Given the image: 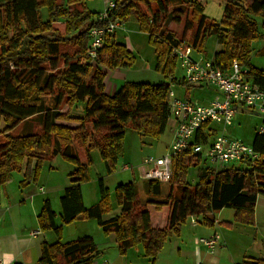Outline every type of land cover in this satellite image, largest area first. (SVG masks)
<instances>
[{
	"label": "trees",
	"instance_id": "1",
	"mask_svg": "<svg viewBox=\"0 0 264 264\" xmlns=\"http://www.w3.org/2000/svg\"><path fill=\"white\" fill-rule=\"evenodd\" d=\"M111 1V12L98 19L101 11H90L85 0H0V193L14 171H22L28 181L34 180L41 163L55 156L75 166L59 198L61 224L56 226V215L48 200L37 216L39 228L56 235L54 242L41 244L38 264H93L98 254L91 237L60 241L62 226L79 216L96 219L104 234L113 235L120 254L142 244L145 256L155 263L165 244L180 235L189 218L213 227L214 214L230 208L235 211L233 222L222 226H254L256 200L264 196V133L255 132L250 143L257 160L205 167L191 147L206 146L222 133L221 125L209 122L195 132L190 148L173 157L172 178L167 182L164 201L150 198L161 194L162 182L144 180L145 201L140 200L133 182L120 183L113 192L119 213L104 219L112 205L100 178L99 201L89 208L84 206L81 184L89 178L90 152L97 150L109 171L122 152L127 128L140 136L159 139L170 118V86L166 82H123L113 94L105 92L107 71L129 68L135 57L124 42L116 39L115 30L104 35L102 46L90 56L89 32L93 28H106L116 20L123 25L135 19L155 49V70L173 82L177 63L173 49L184 43L201 52L204 39L215 33L221 47L211 59L213 66L227 72L236 61L247 67L246 79L253 86L264 88V68L251 63L253 44L264 40V0H227L220 22L202 14L199 0H188L179 38L166 22L170 13H182L172 0ZM174 21L180 23V16H174ZM62 45L70 46L72 53H60ZM257 51L264 54V45ZM183 84L187 86V99L188 89L194 85ZM54 92L59 93L57 100L63 95L67 111H55L49 118L43 103L45 96L56 95ZM75 107L80 112L73 113ZM43 112L41 132L10 134L14 127ZM78 148L85 154L84 163L79 160ZM190 168L196 170L193 182L187 179ZM27 180L22 184L29 183ZM151 207L157 213L169 210L164 228L152 224ZM237 264H264V259L244 257Z\"/></svg>",
	"mask_w": 264,
	"mask_h": 264
},
{
	"label": "rangeland",
	"instance_id": "2",
	"mask_svg": "<svg viewBox=\"0 0 264 264\" xmlns=\"http://www.w3.org/2000/svg\"><path fill=\"white\" fill-rule=\"evenodd\" d=\"M187 1L188 0H178L177 4L178 6H180V9L178 10H181L182 13L176 14L172 12L169 14V18L166 21L168 23V28L173 31L176 34V37L178 38L181 37L183 31V19L187 11ZM199 1L203 5V15H205L210 21H221L227 0ZM85 2L90 11L97 13L98 11L100 12L104 9L106 1L85 0ZM176 15L180 16V23H176L174 21V16ZM115 34L116 39L121 42H124L126 46L129 44L128 47L131 50L133 56L135 57V62L129 68H120L121 73L119 77L115 79L110 78V74L111 72H113V70L107 71V76L105 79L106 91H108L109 87L113 88L114 85H122L123 82H148L152 84L166 82L170 86L169 89H171L175 93V96H178V93L180 92H182V95L184 96L185 94H187L186 85L173 82L172 80H170V77L164 78L162 74L155 70V49L152 44L149 43L148 35L142 33L138 29V25L135 19L130 18L126 22V24L117 27L115 29ZM262 45H264V40H260L259 42L253 44L254 52L251 55L252 65L259 68H264V54L257 53V50ZM220 47L221 46L217 41L216 34L213 33L204 39L203 49L201 50L199 55L201 57H205V60L212 59L214 53L218 51ZM59 50L60 53H72V49L70 46L62 45L60 46ZM245 68L247 67L245 66ZM182 74V70L177 62L174 71L176 79H180L182 77ZM188 90V93H190L192 99H197L198 103L203 104L207 101L208 97L206 94V90H209V88L190 87ZM54 94L56 95L45 96V101L43 103L44 111H49V118L52 117V114L55 111L59 112V114H63V112L67 111V106L63 104V95H61V97H59V99L57 100L56 97H58L57 95H59V93L54 92ZM73 110V113H78V111L80 112V108L75 107ZM44 116L45 113L43 112L40 115L23 121L22 123L14 127L10 131V134L13 136H19L41 132L44 129ZM257 131L259 133H264V125H262V114L259 113L257 110L246 109L242 105H238V112L234 116L233 123L227 128L229 136L234 139H238L245 144H250L255 132ZM210 139L211 138L208 137V141ZM170 140L171 134L169 133V129L165 130L164 134L159 139H153L149 137L140 136L137 132L131 130L130 128H127L122 143V152L117 155V163L111 169H109V171L106 168L105 164L102 162L97 150H92L90 152V164L88 167L89 178L86 182L81 184L86 208H89L90 206H93L95 204V198H93L92 195L96 191H98V197L100 198V178H102L103 180V187L109 191L110 201L112 205V209L108 211L107 214L103 215L105 219L107 217H113L116 213H119V208L114 203L113 192L115 187L120 183L133 182L138 190L140 200L145 201L147 197L146 191L143 186L146 182L143 180V172H141L140 170L142 161L146 157H159L165 155L169 151L168 145L170 143ZM78 156L79 160L84 163L85 154L82 149L78 148ZM123 164L133 166L134 170H122L121 166ZM74 169V165L64 161L60 156H55L52 159L45 160L41 163L38 169V174L34 180L31 178V180L29 179L30 181H28L27 177L22 171H14L11 175V179L9 182H18L19 178L17 174H20L21 180L20 182H18V184L21 189H23V192L27 190L28 187H30L35 191V194L44 195V193H48V195L52 199L53 209L55 211H58L57 208L60 203L58 197L59 192L57 190L63 188V183H65V180H68L69 173H71ZM195 177V168H190L188 171L187 179L190 182H193ZM25 179L29 183L23 185L22 181ZM168 183H160L161 194L155 198H150H152L154 201H164L168 193ZM258 198H261L260 205L264 206V196ZM150 210L151 221L154 226L159 227V224L156 223L160 222L162 223V226L167 225V220L170 213L169 210H166L161 213L154 212L152 207L150 208ZM231 210L232 209L227 208L224 209V212H222L223 215L221 217H226L228 212ZM158 216H160L159 218H162V220H160L159 218H154ZM199 225L200 224L196 223V221L192 222V220H187V222H185L184 225L181 227V230L189 226L195 227ZM201 227L207 229L211 228L205 226ZM199 228L200 227H197L194 234L192 229H185L186 231L183 232V238L187 246L191 247L192 239L193 243H195V240L199 238H210L207 232H203ZM53 234L55 235L54 232ZM214 235H217L219 237V243L220 241H223L225 239L228 242V245L225 247L221 256V264H228L227 257L228 251L230 249V240H233L234 243L237 242V245L234 246V248L230 251V254L234 257V263H238L237 261L240 262L244 257H260V259H264L262 258L264 257V250H258L259 248L264 247V224H259L256 226L236 224L233 228L223 226L219 227L217 233ZM83 236L91 237L94 241L96 249H98L99 253L101 254L99 258H97L96 260L94 259V264L102 263L105 260H107L108 264H194V261L192 259H186L180 254L175 253L172 255V253L169 251L170 242H167L165 244V247L158 254L155 263H153L151 259L145 256L142 244L132 246L127 249L126 252L120 254L118 252L116 242H114L113 238L111 239V237L113 236L110 235L111 237H109V235L104 234L102 230L98 227L96 219H79L73 225H64L60 234V241L64 243ZM253 236L256 238L254 239ZM257 239L261 241H258ZM246 244H248L249 246L253 245L258 248L255 249L258 254H253V249L248 250V245ZM197 245L203 247L200 244ZM184 247L185 246H183V248ZM214 256L217 258L219 257L218 248L216 249V253Z\"/></svg>",
	"mask_w": 264,
	"mask_h": 264
},
{
	"label": "built area",
	"instance_id": "3",
	"mask_svg": "<svg viewBox=\"0 0 264 264\" xmlns=\"http://www.w3.org/2000/svg\"><path fill=\"white\" fill-rule=\"evenodd\" d=\"M104 9L98 19H104L114 7L113 1L105 2ZM122 23L115 21L106 28H93L89 32L88 54L95 56L97 49L103 44L105 34H112ZM181 70L182 81L193 85L207 84L216 89V95L208 104H199L187 99L177 98L172 90L168 92L170 124L172 128L168 152L159 157L143 159L140 170L143 180H155L167 183L172 178V159L185 149L190 148V139L196 131L201 130L205 123H216L222 126V133L217 135L210 144H197L191 147L194 154H199L205 167H222L230 162L257 160L258 154L250 144L230 137L227 128L233 123L238 105L246 109L257 110L264 114V88H257L246 79V69L233 61L229 71L216 69L211 59H196L193 48L180 43L173 49ZM261 133V132H260ZM122 170H134L128 164ZM195 220H192V222ZM193 224V223H192ZM191 224V225H192ZM194 225V224H193ZM39 233V231L33 234ZM196 244L202 245L209 253H215L219 247V237L199 238ZM101 264H108L103 261Z\"/></svg>",
	"mask_w": 264,
	"mask_h": 264
},
{
	"label": "crops",
	"instance_id": "4",
	"mask_svg": "<svg viewBox=\"0 0 264 264\" xmlns=\"http://www.w3.org/2000/svg\"><path fill=\"white\" fill-rule=\"evenodd\" d=\"M177 2L178 0H172V3L176 7H178ZM128 45H127V48L129 49ZM199 53L200 51L193 49L194 58L205 59V57H201ZM120 73H121L120 68L114 69L113 72H111L110 74V78L111 79L118 78ZM174 78L176 79L175 75H174ZM180 81H181L180 84L184 83L182 81V77L180 79H176V81L174 82L179 83ZM116 86L117 85H114L113 88L109 87L108 91H106V86H105V92L107 94H113ZM193 87L209 88V90H206L208 99L203 104H208L216 94V89L211 85L202 84V85H194ZM170 90L171 89H169V91ZM178 94L179 95L176 97L180 99H186L185 96L182 95V92ZM188 95L189 96L187 99L198 103L197 99L195 100L192 99V97L190 96V93H188ZM168 100H169V97H168ZM167 123H168L167 129H169V133H171L172 128L170 124V118ZM227 134L229 135L228 132ZM17 175L19 178L18 182H20L21 175L20 174H17ZM70 180L71 178H68V180H65V183H63V188L57 190L59 192L58 193L59 195L57 194L59 198L62 194L63 189L69 185ZM18 182L7 183L4 186L3 191L0 193V264H16V263L38 264V261L41 256V244L43 242L52 243L56 239L52 231H42L39 228L37 216L40 213L44 205V202L46 200L49 201V204L52 209H53L52 207L53 203L48 193H46L47 195L45 193L44 195H38V194H35V191L30 187H28V189L23 192V189H21ZM81 190H82V195H83V203H84V206L86 207L82 186H81ZM92 197L95 198V204H96V202H98V200L100 199L98 197V191H96L92 195ZM260 199L261 198H257L256 204H255V225L254 226L259 225V224H264V206L260 205V201H261ZM224 209L226 208H223L219 212L214 214V217H215L214 226L215 227L213 226L210 229H207V228L201 227L203 225H199L195 227L189 226L187 228H183L180 231V235L177 238L172 239L169 243L170 245L169 251L172 253V255L175 253L180 254L182 255V257L186 259H192L194 261V264H221V261H222L221 256L223 254L225 247L228 245V242L226 239L223 241H220L219 243V247H218L219 257L217 258L214 256L216 252L209 253L204 247H201L193 243V239L191 241V247L187 246L183 238V232L186 231L185 229H192L193 234H194L197 227H200L199 229L203 232H207L209 234L208 236L210 237L213 236L214 234L217 233V230L219 227H223L222 226L223 223L233 222L235 211L232 209L231 211L228 212L226 217H221L223 215L222 212H224L223 211ZM227 209H230V208H227ZM57 210L58 211L54 210L55 215H56L54 221H55L56 226H59L61 224L60 223V212H61L60 205H58ZM115 215H117V213ZM159 217L160 216L154 217V218H159ZM107 218H110V217H107ZM79 219H82L81 216H79L76 221H78ZM160 220H162V218ZM189 220H194V219L189 218ZM75 222L71 223L70 225H73ZM156 224H159V227H165L161 225L162 224L161 222L156 223ZM234 225L236 224H233L231 228H233ZM63 227L64 225L62 226V229ZM36 231H39V233L33 234ZM110 235L111 234H109V237H111ZM112 238L114 239V237H111V239ZM253 238L255 239L256 237L253 236ZM258 241H261V240H258ZM114 242H115V239H114ZM229 245H230V249L228 251L227 263L237 264V263H234L235 262L234 257L230 254V251L234 248V246L237 245V242L234 243L233 240H230ZM183 246L185 247L183 248ZM251 249H253V254L254 253L258 254V252L255 251V249H258V248H256L253 245L251 246L248 245V250H251ZM260 249L264 250V247H261L258 250ZM97 254L98 255H96L95 260L99 258L101 255L98 249H97ZM95 260L93 261V264L95 263ZM237 262L239 263V261ZM114 264H119V263H114Z\"/></svg>",
	"mask_w": 264,
	"mask_h": 264
}]
</instances>
